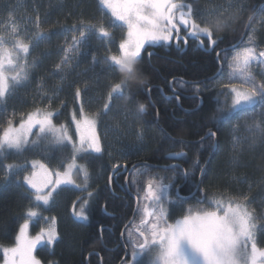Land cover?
Here are the masks:
<instances>
[{
	"label": "trees",
	"instance_id": "1",
	"mask_svg": "<svg viewBox=\"0 0 264 264\" xmlns=\"http://www.w3.org/2000/svg\"><path fill=\"white\" fill-rule=\"evenodd\" d=\"M198 3L202 8H214L226 6L227 0H198ZM244 4L246 10L242 20L247 21L248 16L254 15L252 23L257 27L254 44L263 49L264 25L258 22L264 17V0H244ZM9 15L15 20L21 39L35 34L37 20L40 31L50 34V39L30 49L29 63L35 56L37 65L31 68L29 80L8 98L7 110L0 112V126L5 125L13 111L20 113L37 105L44 107L46 101L41 102V91L49 96L55 91L52 106L59 110L55 117L57 122L70 120L76 105L75 89L79 87L84 108L90 113H101L98 130L104 151L78 160L89 169L88 191L94 194L88 202L86 214L89 218L86 221L73 215V204L78 210V197H85L86 192L62 188L54 195L48 208H36L30 198L31 193L23 184L25 171L7 178L4 174V164L25 165L35 157L60 165L71 155L68 148L46 152L27 148L20 153H6V158L0 163V260L3 247L16 243L26 212L33 208L42 211L41 216H53L58 222L59 238L55 244L40 245L36 250L44 264H118L125 254L120 235L132 219L149 181L160 183L162 180L164 184L171 185L172 197H176L179 190V195L194 201L206 197L204 203L213 196L239 197L242 193L247 194L256 200L250 208H254L257 215L261 213L264 208L261 203L264 200V140L243 142L235 161L231 141L234 135L241 138L250 136L249 126L259 124L264 127V109L257 106L249 109L248 114L240 112L232 120L219 125L212 119L220 115L218 108L227 112L232 105V92L218 86V83L232 54L247 43L250 29L242 40L246 30L242 22L231 30L222 31L219 34L221 40L214 49L207 47L206 39L203 40L205 47L201 48L191 38L186 45L183 41L179 46L176 42L147 45L140 65L142 76L131 82V91L123 99L114 97L115 106L104 115L102 105L109 85L119 82L121 77L105 57L117 53L125 33H121L123 28L109 27V17L100 10L97 0H0V35L5 37L10 33L7 26ZM81 21L103 22L108 30L114 31H110L112 39L88 34L87 43L80 45V51L69 53L71 67L58 73L55 65L62 59L63 49L72 45L73 36L79 38V31L65 29L73 25L79 29ZM217 53H220L219 58ZM93 58L97 63H93ZM258 80L264 82V78ZM144 88H150V94H146ZM139 104L145 105L142 113L138 110ZM15 121H19V116ZM218 127L215 141L205 139L200 143L209 129L217 131ZM138 130L144 133L142 144L137 141ZM166 133L174 140L167 139ZM178 153L185 155L177 157ZM116 163H126L127 169L113 171ZM134 165L135 171L140 173L136 176L138 186L131 184ZM201 168L206 171L203 178ZM185 173L189 175L186 177ZM110 175L112 181L109 186ZM78 183L83 186V179L80 178ZM259 223L264 225V219ZM100 225L104 226L103 240ZM36 227L38 225L30 221L32 232L37 230ZM257 243L264 248L259 230Z\"/></svg>",
	"mask_w": 264,
	"mask_h": 264
},
{
	"label": "snow or ice",
	"instance_id": "2",
	"mask_svg": "<svg viewBox=\"0 0 264 264\" xmlns=\"http://www.w3.org/2000/svg\"><path fill=\"white\" fill-rule=\"evenodd\" d=\"M102 12L109 17V27H118L126 30V37L118 44L119 54H111L105 57L109 66L115 68L121 77L119 82L109 85V91L102 105L103 114L107 115L112 107L113 99H123L131 91V82L142 76L143 62L142 52L145 46H156L162 43L175 41L177 46L180 42L186 45L188 39L196 41L201 48L205 47L204 39L208 41L207 47L214 49L221 40L220 33L233 29L237 23H243L246 29H250L247 36L249 44L256 41L257 27L253 26V17L248 16L247 21L242 20V14L246 10L244 0H227V5L216 7H200L198 0L189 3H176L174 0H97ZM195 5V7H194ZM264 25V17L258 22ZM78 29L75 25L66 31H79V38L73 36L72 45L63 49L64 55L59 63L55 65V71L62 73L71 67L72 57L69 53H78L80 45L86 44L88 34L95 33L101 39H112L111 32L103 22L97 24L80 22ZM8 28L11 35L5 37L0 35V112L7 110V100L17 87L23 86L29 80L31 68L36 67L37 57L33 56L31 63L29 57L30 49L38 47L41 43L50 39V34L40 31L39 23H36V32L28 42L20 38L17 24L9 15ZM184 29L185 35L181 36L180 30ZM203 38V39H201ZM35 41V44L32 41ZM11 44L9 48L7 45ZM150 56L151 53H148ZM219 58L220 53L216 54ZM93 63H97L93 58ZM264 66V51L256 52L254 47H243L236 51L231 61L228 62V79L237 80L243 85L238 88L235 83L229 85L230 91L234 93V99L227 112L218 108L220 115L212 119L217 125L230 121L235 114L244 112L248 114L249 109L259 106L264 109V82H257L253 74V66ZM264 76V70L260 73ZM42 88V85H41ZM87 91V86H85ZM146 94H150V88H144ZM41 102L44 107L34 106L32 110L9 114L5 125L0 126V163L6 158V153H20L27 148L49 151L52 149H70L71 155L60 162V168L52 169L42 161L33 160L25 165L4 164L5 178L11 175L27 171L28 175L23 177V184L31 193L36 208H48L54 200V194L62 188L70 187L86 192L87 195L79 198V209L73 204V215L78 220H88L86 209L93 193L88 191L90 173L84 164L78 163L87 155L102 154L104 149L100 135L97 131L100 112L87 113L81 100V89L76 87L75 100L79 106V118L77 112L71 113V121L74 125V133L69 131L68 125L54 122L59 115V110L54 109L52 101L56 95L55 91L49 96L46 92H40ZM178 99V97H177ZM36 102L34 101V105ZM63 105H61L62 107ZM139 112L145 111V105H138ZM19 116L18 126L14 123ZM35 129V132L33 131ZM217 131L209 129L200 143L205 139L215 141ZM250 136H233L232 153L233 160H237L241 152V145L245 141L255 143L257 139L264 140V127L259 124L248 127ZM35 137L30 139V137ZM169 140H174L166 133ZM137 141L142 144L144 133L137 131ZM132 149L129 148V151ZM183 157L184 153L176 154ZM197 164L199 161L196 162ZM127 169V164L116 163V169ZM63 169V170H61ZM133 179L131 184L138 186L136 176L140 173L133 166ZM201 176L206 174L201 168ZM74 173H79L83 179V186L77 184L73 178ZM186 177L189 175L185 173ZM109 186L112 176H109ZM203 182V179L202 181ZM171 185L149 181L145 204L139 214V223L135 220L126 226V234L132 244L131 259L136 264H264V248L257 246L256 232L264 231V225L259 223L264 219V208L259 215L249 206L256 202L255 197L241 194L239 197L213 196L208 200V209L183 205L187 203L185 197L179 195L177 190L176 199H169V188ZM202 192V190L198 189ZM206 197L197 199V205L204 203ZM264 204V200L261 201ZM170 205L173 219L169 221ZM177 210L185 212L184 215L176 217ZM45 220L49 225L34 237L29 236V221ZM130 229V230H129ZM101 240H103L104 226H99ZM125 235V233H121ZM59 238L55 226V218H46L33 209L26 212L25 222L20 226L16 236V244L11 248H3L5 264H41L33 255L37 245L51 246Z\"/></svg>",
	"mask_w": 264,
	"mask_h": 264
},
{
	"label": "rangeland",
	"instance_id": "3",
	"mask_svg": "<svg viewBox=\"0 0 264 264\" xmlns=\"http://www.w3.org/2000/svg\"><path fill=\"white\" fill-rule=\"evenodd\" d=\"M174 2H176V3H183L181 0H174ZM121 30V33H125V37H126V30L125 29H120ZM109 31H113V30H109ZM114 32V31H113ZM180 34H181V36H183V35H185V32H184V29L183 28H181V30H180ZM11 35V33H8V36L7 37H9ZM124 37V38H125ZM31 39V37H26L25 38V41L26 42H28L29 40ZM189 40V39H188ZM172 42H175V41H172ZM172 42H168V43H162V44H169V43H172ZM182 42V41H181ZM180 42V43H181ZM188 42V41H187ZM9 48L11 47V44L9 43L8 45H7ZM147 46V45H146ZM145 46V47H146ZM249 46H251V47H254L255 49H256V52L257 53H259V51H264V48L263 49H260V48H258L255 44H249V42H248V40H247V43L244 45V46H242V47H240V48H238V49H236L235 50V52L236 51H239V50H242V48L243 47H249ZM144 51V50H143ZM117 53L116 54H119V52L118 51H116ZM235 52L232 54V56L230 57V59H229V61H231V59H232V57H233V55L235 54ZM142 54H143V52H142ZM228 61V62H229ZM227 67H228V63H227ZM262 70H264V66H253V74L255 75V77H256V81L257 82H260L259 80H258V78H264V76H262L260 73H261V71ZM228 72H229V69L227 68V70H226V72L224 73V75H222V77H221V80L219 81V85L218 86H221V87H223V88H229V85L230 84H232V83H235L236 85H237V87L238 88H241V89H243V85H241V83L239 82V81H237V80H232V81H230L229 79H228ZM230 89V88H229ZM233 94V96H232V102H233V99H234V93H232ZM231 105V104H230ZM84 110H85V112H87V113H89V114H91L90 112H88L85 108H84ZM73 111H76L77 112V116H78V118H79V106H78V104H77V102H76V105L74 106V108H73ZM54 122L56 123V124H60V123H64V124H66V125H68V127H69V131L73 134V136H74V139L76 138L75 137V133H74V131H73V129H74V125L72 124V121H71V116H70V120H65V121H63V122H57V120H56V118H54ZM14 123L18 126V122L17 121H15L14 120ZM34 132H35V129L33 130ZM97 131H98V133H99V130H98V123H97ZM99 135H100V133H99ZM35 137L33 136V137H30V139H34ZM100 138H101V136H100ZM102 142V141H101ZM69 151H70V149H69ZM33 160H37V161H42V162H44V163H46L50 168H52V169H56V168H60V165H57V164H54V165H52V163L50 164V162H47V161H45V160H43L42 158H34V159H32L31 161H33ZM79 163V162H78ZM61 170H63V169H61ZM89 170V169H88ZM31 171H33V169L31 168V167H29L28 169H27V171H25L24 172V176L25 175H28ZM90 173V172H89ZM23 176V177H24ZM73 178L75 179V181H76V183L77 184H79L78 183V180L80 179V178H82V176L81 175H79L78 173H74L73 174ZM59 191V190H58ZM147 193V185H146V189H145V192L143 193V194H141V197H140V204H139V206H140V208L138 209V213H137V217L139 216V214H140V212H141V210L143 209V207L145 206V204H151V206L152 207H154L155 205L151 202V201H145L144 200V196H145V194ZM55 195V194H54ZM169 198H170V194H169ZM171 199L172 200H174V199H176V197H171ZM189 206H193V207H195V208H204V209H208L209 207H210V205L208 204V203H203V204H201V205H197V201H193V200H187V203L186 204H184L183 205V208L184 209H187ZM165 207H167V205H165ZM249 208H250V206H249ZM38 213H39V215H41L40 213L42 212V211H39V210H37V209H35ZM140 210V211H139ZM250 210H251V208H250ZM136 213V212H135ZM185 214V212L184 211H182V210H177L176 212H175V216L176 217H180V216H182V215H184ZM172 215V216H171ZM171 215H170V213H169V221L171 222L172 221V219H173V213L171 212ZM44 217H46V218H49V219H51V218H53V216H44ZM32 222L34 223V224H37L38 225V227H36V231L35 232H32L31 231V229H30V221H29V230H28V234H29V236H31V237H34L36 234H38L40 231H41V229H47L48 227H49V225L45 222V220H32ZM261 224V223H260ZM55 226H56V229H57V231H58V222H57V220H56V218H55ZM258 232V231H257ZM257 232H256V242H257ZM58 233H59V231H58ZM261 233V235L263 236V239H264V231H259V234ZM15 244L16 243H14V244H12V245H7V246H4L3 248H11V247H14L15 246ZM40 245H37V247L36 248H38ZM257 246L258 247H261V246H259V244L257 243ZM36 250L37 249H35V251H34V253H33V255L36 257V259H38L40 262H41V264H44V262L41 260V259H39L38 258V256H37V254H36ZM131 261H133V260H131ZM0 264H5V258H4V255H3V258L0 260ZM126 264H130V262H128V263H126ZM131 264H136V262L135 261H133Z\"/></svg>",
	"mask_w": 264,
	"mask_h": 264
},
{
	"label": "flooded vegetation",
	"instance_id": "4",
	"mask_svg": "<svg viewBox=\"0 0 264 264\" xmlns=\"http://www.w3.org/2000/svg\"><path fill=\"white\" fill-rule=\"evenodd\" d=\"M132 173V171L130 170L129 171V176H130V174ZM171 187L169 188V194H170V198L169 199H171ZM137 195V194H136ZM180 196L181 197H186L185 195H181L180 194ZM201 198H204V197H201ZM137 200H139V198L137 199ZM175 200V199H174ZM187 200H192L191 198H188ZM194 201V200H193ZM196 201V200H195ZM140 203V202H139ZM139 208H140V206H139ZM138 208V209H139ZM167 208L169 209V213L171 214V212H172V210H171V206L170 205H167ZM137 209V208H136ZM136 209L134 210L135 212H136ZM137 213H138V210H137ZM137 213L135 214V217H134V219H133V221L135 220V223H139V216H138V218H137V220L135 219L136 218V216H137ZM130 230V229H129ZM124 233H125V235H120V240H121V246L123 247L124 246V255L122 256V258H121V260L120 261H118V264H126V263H128V262H130V264L133 262V261H131L132 259H131V254H132V251H133V248H132V244H131V242L129 241V238H128V236H127V234H126V229L124 230ZM126 242H128V244L126 243Z\"/></svg>",
	"mask_w": 264,
	"mask_h": 264
},
{
	"label": "bare ground",
	"instance_id": "5",
	"mask_svg": "<svg viewBox=\"0 0 264 264\" xmlns=\"http://www.w3.org/2000/svg\"><path fill=\"white\" fill-rule=\"evenodd\" d=\"M136 213H137V210H138V208H139V203L137 202V205H136ZM135 211H134V214H133V217H132V219L130 220V222H132L133 221V219H134V217H135ZM130 222L127 224V226L130 224ZM126 229V227L124 228V230ZM124 230H123V232L122 233H124Z\"/></svg>",
	"mask_w": 264,
	"mask_h": 264
},
{
	"label": "water",
	"instance_id": "6",
	"mask_svg": "<svg viewBox=\"0 0 264 264\" xmlns=\"http://www.w3.org/2000/svg\"><path fill=\"white\" fill-rule=\"evenodd\" d=\"M253 16H254V15H253ZM253 16H252V17H253ZM248 31H249V29H246V30H245V33H244V35H243V38H242V40H244V39H245V37H246V34L248 33Z\"/></svg>",
	"mask_w": 264,
	"mask_h": 264
},
{
	"label": "crops",
	"instance_id": "7",
	"mask_svg": "<svg viewBox=\"0 0 264 264\" xmlns=\"http://www.w3.org/2000/svg\"><path fill=\"white\" fill-rule=\"evenodd\" d=\"M37 249V248H36Z\"/></svg>",
	"mask_w": 264,
	"mask_h": 264
}]
</instances>
